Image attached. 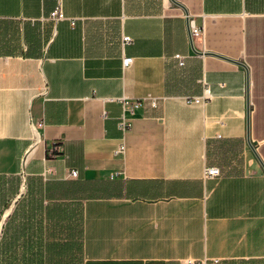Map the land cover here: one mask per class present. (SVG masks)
<instances>
[{
	"label": "crops",
	"instance_id": "0c3cea01",
	"mask_svg": "<svg viewBox=\"0 0 264 264\" xmlns=\"http://www.w3.org/2000/svg\"><path fill=\"white\" fill-rule=\"evenodd\" d=\"M1 188L58 264H264V0H0Z\"/></svg>",
	"mask_w": 264,
	"mask_h": 264
},
{
	"label": "trees",
	"instance_id": "16d2710c",
	"mask_svg": "<svg viewBox=\"0 0 264 264\" xmlns=\"http://www.w3.org/2000/svg\"><path fill=\"white\" fill-rule=\"evenodd\" d=\"M0 221L9 201L0 189ZM36 210L38 211V215ZM40 207L20 200L16 210L3 226L0 239V264H58L61 252L57 243H44L40 237L45 230L64 228L66 224L44 223ZM77 229V227H76Z\"/></svg>",
	"mask_w": 264,
	"mask_h": 264
},
{
	"label": "built area",
	"instance_id": "2783aa9c",
	"mask_svg": "<svg viewBox=\"0 0 264 264\" xmlns=\"http://www.w3.org/2000/svg\"><path fill=\"white\" fill-rule=\"evenodd\" d=\"M51 19L52 20H62L64 19V14L61 11L60 8H58L57 10H55L54 12L51 13ZM202 33V30L195 26L194 22H190V34L191 37H198L200 36V34ZM132 41V39L130 37H123V42L124 44L126 43H130ZM176 59L179 60V64L183 65L184 64V58L180 55H176L175 56ZM133 59L129 58V57H125L123 58V66L127 67L132 63ZM207 89L205 90V93L203 96H195V97H190L186 99V103L187 104H205V102L207 100L210 99V97L207 95ZM114 101H118L119 103H121V105L123 107L125 106H130L132 109H135L137 107L140 106L139 102H130V100H128L127 98L123 97ZM153 105H156L155 102L152 103ZM120 128L123 132H126L130 129V122L126 117H122L120 120ZM125 152V145L121 144L120 147L118 148V150L116 151V155H123ZM72 176L73 177H77L78 176V172L77 171H72ZM221 176V171L218 167H207L205 169V177L206 178H217Z\"/></svg>",
	"mask_w": 264,
	"mask_h": 264
},
{
	"label": "rangeland",
	"instance_id": "374dc122",
	"mask_svg": "<svg viewBox=\"0 0 264 264\" xmlns=\"http://www.w3.org/2000/svg\"><path fill=\"white\" fill-rule=\"evenodd\" d=\"M8 187H9V184H6V188H5V190H7V192H8ZM5 193H6V191H5ZM11 203H12V202H11ZM11 203L5 208V210H4V214H5V213H8V210L10 209V207H12V204H11ZM4 214H3V216L1 217V221H0V239H1L2 234H3V226H4V224H5L6 221H7L6 218H3V217H4ZM3 220H4V223H3Z\"/></svg>",
	"mask_w": 264,
	"mask_h": 264
},
{
	"label": "water",
	"instance_id": "95a60500",
	"mask_svg": "<svg viewBox=\"0 0 264 264\" xmlns=\"http://www.w3.org/2000/svg\"><path fill=\"white\" fill-rule=\"evenodd\" d=\"M3 223H4V220H3Z\"/></svg>",
	"mask_w": 264,
	"mask_h": 264
},
{
	"label": "bare ground",
	"instance_id": "6f19581e",
	"mask_svg": "<svg viewBox=\"0 0 264 264\" xmlns=\"http://www.w3.org/2000/svg\"><path fill=\"white\" fill-rule=\"evenodd\" d=\"M9 214V213H8Z\"/></svg>",
	"mask_w": 264,
	"mask_h": 264
}]
</instances>
